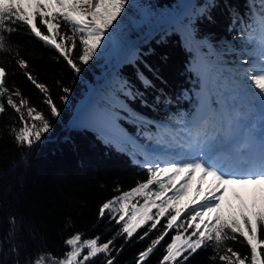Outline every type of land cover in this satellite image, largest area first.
I'll use <instances>...</instances> for the list:
<instances>
[{"label":"trees","instance_id":"16d2710c","mask_svg":"<svg viewBox=\"0 0 264 264\" xmlns=\"http://www.w3.org/2000/svg\"><path fill=\"white\" fill-rule=\"evenodd\" d=\"M248 4L249 0H129L109 30L111 39H105L79 74L25 28L12 33L13 48L28 62L27 71L49 87L61 114L51 117L44 95L24 75L14 53H0L7 86L18 87L52 124L40 142L20 147L9 128L21 126L18 116L7 105L0 115V264H29L41 252L62 257L65 239L75 232L86 239L99 235L101 242L116 234L120 226L115 221L98 218L100 206L120 194L117 187L127 191L148 173L130 156L128 143L120 142L119 147L102 132L71 125L73 111L94 93L96 101L118 109L111 111L134 137L137 123L148 127L167 122L179 128L182 124L176 121L190 120L201 94L200 72L209 75L205 91L210 106L232 104L233 79L239 78L229 70L240 67L236 59L246 58L236 51L242 46L237 37L243 25L233 20L238 14L249 15ZM194 63L198 70L191 67ZM141 73L152 80L153 88L143 87ZM62 87L72 89L67 102L60 99ZM156 235L153 231L145 240L137 242V236L127 244L118 237L111 247L124 248L119 255L113 251L114 264H135L137 254ZM170 236L146 264H159ZM228 244L242 255L249 252L242 240ZM213 254L211 247L201 249L185 264H220L218 258L210 259ZM105 259L101 255L91 264H104Z\"/></svg>","mask_w":264,"mask_h":264},{"label":"snow or ice","instance_id":"6c2138e0","mask_svg":"<svg viewBox=\"0 0 264 264\" xmlns=\"http://www.w3.org/2000/svg\"><path fill=\"white\" fill-rule=\"evenodd\" d=\"M128 3L0 0V53H14L19 68L44 95L51 117H59L60 110L49 87L27 71L28 62L20 57L18 48H13L12 33L25 28L79 74L98 55ZM248 11V16L238 14L233 20L243 25L237 37L242 46L236 51L246 57L240 60L243 67L229 70L239 78L233 79V103L215 109L207 97H202L192 119L176 121L183 125L185 135L156 142L165 148L159 154L145 155L142 167L148 178L127 191L117 187L120 194L99 208L100 220L107 216L109 222L120 226L111 239L101 242L99 235L85 239L84 233L75 232L65 239L67 250L62 257L41 252L29 264H91L101 255L106 258L104 264H114L113 251L119 255L124 248L123 244L118 249L111 247L118 237L127 244L138 236L140 242L153 231L158 235L137 254L135 264H146L170 233L159 264H185L208 247L214 253L210 259L218 258L220 264H264V0L258 4L249 0ZM7 75L0 64V115L6 112V105L16 113L21 126L10 125V132L18 146L31 148L49 133L52 124L18 87L7 86ZM140 80L145 89L154 87L142 73ZM61 91V101L67 102L72 89L62 87ZM237 100L241 102L236 104ZM233 185L240 186L241 191L233 188L225 207V194ZM162 220L166 222L162 224ZM240 240L249 250L246 255L228 244Z\"/></svg>","mask_w":264,"mask_h":264},{"label":"rangeland","instance_id":"374dc122","mask_svg":"<svg viewBox=\"0 0 264 264\" xmlns=\"http://www.w3.org/2000/svg\"><path fill=\"white\" fill-rule=\"evenodd\" d=\"M170 16L171 15L168 16V20H171ZM105 39H108V40L111 39V36L109 33ZM114 43H115V40H114ZM128 54L129 52L126 53V55L124 56V59L128 56ZM240 60H241L240 58L236 59L235 64H239L240 67H243V65L240 64ZM191 67L198 70L197 64L195 63L192 64ZM200 79L202 82V90H201V94L198 97L196 106L194 108V111L191 117H194L197 114L198 109L200 108L201 98L202 97L208 98L207 93L205 91V82H208L207 80L208 75H206V73L204 72H200ZM86 99H87L86 101L79 104L73 111V114L71 116V122H70L71 125L87 126L85 124L86 122L99 123V122H104V120L105 121L109 120L108 122H110L111 124H115L119 126L120 128H122L123 130L127 131L123 127V125L116 120L114 113L111 111L113 110L117 112L118 111L117 108L109 106V105H104L103 103L96 101V94L94 93L89 94ZM137 124L138 126H136V129H135L137 130L135 133V137L131 133H129V131H127L129 134H131V137L136 140V142H131L128 140H123V139H119L118 141L112 140V142H115V143L129 142V145L132 148L127 149V151L130 155H132L133 160L139 162L140 165H143L146 154H151V153L159 154L164 150L165 144L163 143L157 144L156 142L158 140L170 142L173 135H177V134H179V136L185 135L182 132L183 125L178 128V127H172L170 124L166 122H157L153 124V126L150 125L148 127H143V124H140V125L139 123ZM87 127H90V126H87ZM233 188H235L237 191H241V187L238 185L230 186L228 193L225 194V207H227L228 200L232 196ZM233 203L238 204L239 201H233Z\"/></svg>","mask_w":264,"mask_h":264},{"label":"bare ground","instance_id":"6f19581e","mask_svg":"<svg viewBox=\"0 0 264 264\" xmlns=\"http://www.w3.org/2000/svg\"><path fill=\"white\" fill-rule=\"evenodd\" d=\"M108 121L109 120L107 121L104 120V122L98 121L99 123L86 122L85 124L102 132L106 136L110 137L112 140L118 141L119 139H123L131 142H136V140L132 138L131 134H129L127 131L123 130L122 128H120L115 124H111Z\"/></svg>","mask_w":264,"mask_h":264},{"label":"water","instance_id":"95a60500","mask_svg":"<svg viewBox=\"0 0 264 264\" xmlns=\"http://www.w3.org/2000/svg\"><path fill=\"white\" fill-rule=\"evenodd\" d=\"M92 128V127H91ZM92 129H94V130H96L95 128H92ZM96 131H98V130H96ZM99 133H101L100 131H98ZM102 134V133H101ZM104 135V134H103ZM105 136V135H104ZM108 138V137H107ZM109 139V138H108ZM117 144V143H116Z\"/></svg>","mask_w":264,"mask_h":264}]
</instances>
